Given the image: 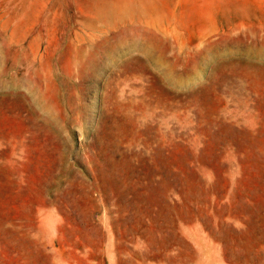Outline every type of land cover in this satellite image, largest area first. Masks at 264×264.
I'll list each match as a JSON object with an SVG mask.
<instances>
[{"label":"rangeland","instance_id":"374dc122","mask_svg":"<svg viewBox=\"0 0 264 264\" xmlns=\"http://www.w3.org/2000/svg\"><path fill=\"white\" fill-rule=\"evenodd\" d=\"M0 264H264V0H0Z\"/></svg>","mask_w":264,"mask_h":264}]
</instances>
